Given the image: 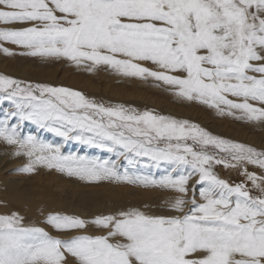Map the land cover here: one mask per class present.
<instances>
[{
  "label": "snow or ice",
  "instance_id": "6c2138e0",
  "mask_svg": "<svg viewBox=\"0 0 264 264\" xmlns=\"http://www.w3.org/2000/svg\"><path fill=\"white\" fill-rule=\"evenodd\" d=\"M0 52L153 81L178 101L264 125V0H0ZM0 144L20 160L10 175L176 193L165 202L174 215L114 204L33 220L0 201V264H264V147L5 73ZM72 144L107 156L64 151Z\"/></svg>",
  "mask_w": 264,
  "mask_h": 264
},
{
  "label": "rangeland",
  "instance_id": "374dc122",
  "mask_svg": "<svg viewBox=\"0 0 264 264\" xmlns=\"http://www.w3.org/2000/svg\"><path fill=\"white\" fill-rule=\"evenodd\" d=\"M7 46L15 48L12 45ZM0 68L14 69L12 72L14 71L15 75L19 73L15 72L16 69H21L22 72L26 70L24 73H19L26 76L19 75L16 77L35 79L54 85L74 88L83 91L88 96L92 94L90 97L107 102L113 101L115 104L131 105L141 110L154 109L162 114H170L177 118L188 119L213 134L257 147H264V125L249 124L234 120L231 117L220 116L215 110L195 102L178 101L170 93L156 88L153 81L142 82L124 79L104 70L89 74L75 67L67 60H51L40 63L31 58L8 57L2 52H0ZM27 71H30L34 75L30 74L29 76L25 74ZM42 73L47 74L48 77L43 78ZM29 131L34 134L38 133L41 138L50 142H60V138L54 137L52 134L43 132L42 130H37L35 126L30 124L25 129V132ZM64 151H76L79 154L92 156H107L106 153H102L99 150L87 149L76 144H72L71 146L66 145ZM19 163L20 160L11 156L10 149L6 145L0 144V201L7 202L10 207L18 209L22 214L33 220L37 217L41 218L40 212L42 209L63 212V209L61 210L62 204L66 208L71 207L76 209L79 214L96 213L97 209L108 210L115 202L107 198L100 200L101 197L99 196L104 195L106 197L109 194L120 196L117 198V205L139 207L144 211L152 209L155 214H175L169 212L165 206V202L170 197L176 195V193L168 190L143 188L126 184L118 185L108 182L100 185H90L55 172L50 174L41 172L40 175L34 176L19 173L10 175L9 172ZM216 171L222 178L229 179L230 181L243 179L235 170L225 169L222 166H217ZM153 172L157 176L163 174L158 170H153ZM17 191H19L21 196L19 200L15 201L12 198L17 194ZM82 197H90L92 199L97 197L95 198V205L84 204ZM132 197H136L138 200L135 201ZM197 199H199L198 196ZM29 201L31 207L27 204ZM143 201L149 203H142ZM33 202L35 203L33 204ZM0 210H3L2 207H0Z\"/></svg>",
  "mask_w": 264,
  "mask_h": 264
},
{
  "label": "bare ground",
  "instance_id": "6f19581e",
  "mask_svg": "<svg viewBox=\"0 0 264 264\" xmlns=\"http://www.w3.org/2000/svg\"><path fill=\"white\" fill-rule=\"evenodd\" d=\"M11 68V67H10ZM12 70H14V69H1L0 68V73H5V74H9V75H13V76H19V75H21V76H23L22 74H19V73H24V72H26V70H24L23 72H22V70L20 69H16L15 70V72L16 73H18V75H15L14 74V71L12 72ZM25 74H27V75H29L30 76V74H32V76L34 75L33 73H31L30 71H27V73H25ZM42 75L44 76L43 78H46V76L48 77V75L47 74H44V73H42ZM24 76H26V75H24ZM92 95V94H91ZM90 95V96H91ZM95 96V95H94ZM103 99V98H102ZM108 101H109V99H107ZM110 103H113V104H115L113 101H109ZM98 191V190H97ZM17 194H15L14 196H13V200H15V201H17V200H19L20 199V194H19V191H17L16 192ZM96 196V195H95ZM99 196V195H98ZM97 196V197H98ZM97 197H95V198H97ZM99 197H101L100 198V200H104L103 198H107V199H109V200H111V201H114L115 202V204H117V198H119L120 196H117V194H109L108 196H106V197H104V195L103 196H99ZM92 199V198H90V197H88V198H83L82 197V202L84 203V204H92V205H95V200L96 199ZM135 201L136 200H138V198H136V197H132ZM2 200V199H1ZM12 201V200H11ZM35 202H33V204H34ZM142 203H145V204H147V203H149V202H146V201H143ZM27 204L29 205L30 204V201L29 202H27ZM30 207H31V205H29ZM57 206V205H56ZM65 208V209H64ZM63 209V210H62ZM59 210V209H58ZM61 210L63 211V212H67V213H75V214H79L77 211H76V209H74V208H71V207H69V208H66L63 204H62V206H61ZM0 211H2V210H0ZM107 210H101V209H97V211H96V213L97 212H106ZM147 212H149L150 214H153L154 213V211L152 210V209H148V210H146ZM30 213V212H29ZM155 214V213H154ZM167 215H169V213L167 214ZM37 218H39V217H37ZM36 218V219H37Z\"/></svg>",
  "mask_w": 264,
  "mask_h": 264
}]
</instances>
